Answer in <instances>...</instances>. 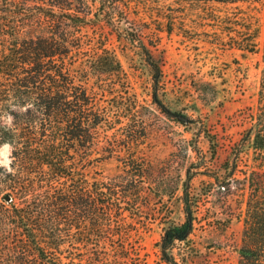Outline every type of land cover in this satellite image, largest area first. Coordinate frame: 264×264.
Instances as JSON below:
<instances>
[{
	"label": "trees",
	"instance_id": "trees-1",
	"mask_svg": "<svg viewBox=\"0 0 264 264\" xmlns=\"http://www.w3.org/2000/svg\"><path fill=\"white\" fill-rule=\"evenodd\" d=\"M76 2L88 7L85 0H0V146L11 145L12 160L11 172L0 167V264H126L136 216L147 207L142 198L153 188L140 147L144 125L119 93L120 61L82 32L87 12ZM100 3L125 17L138 5ZM144 50L153 102L174 115L157 94L160 66ZM98 150L121 163L117 173L90 174ZM246 181L238 264H264V170ZM180 198L185 219L168 225L159 243L168 264L174 243L193 228L189 187Z\"/></svg>",
	"mask_w": 264,
	"mask_h": 264
},
{
	"label": "rangeland",
	"instance_id": "rangeland-1",
	"mask_svg": "<svg viewBox=\"0 0 264 264\" xmlns=\"http://www.w3.org/2000/svg\"><path fill=\"white\" fill-rule=\"evenodd\" d=\"M85 1L84 8L76 2L87 12L82 32L120 61L119 93L144 125L141 153L153 169L126 264H168L159 243L168 225L185 219L184 186L193 228L174 243L170 264H238L246 177L264 170V0H133L129 17ZM144 47L160 66L158 97L174 115L153 102ZM113 95L106 94L108 103ZM97 152L90 174L117 173L121 163Z\"/></svg>",
	"mask_w": 264,
	"mask_h": 264
},
{
	"label": "clouds",
	"instance_id": "clouds-1",
	"mask_svg": "<svg viewBox=\"0 0 264 264\" xmlns=\"http://www.w3.org/2000/svg\"><path fill=\"white\" fill-rule=\"evenodd\" d=\"M11 148L10 145L5 144L0 147V167L5 168L7 171L11 172L12 169L9 167L12 163L10 158Z\"/></svg>",
	"mask_w": 264,
	"mask_h": 264
},
{
	"label": "water",
	"instance_id": "water-1",
	"mask_svg": "<svg viewBox=\"0 0 264 264\" xmlns=\"http://www.w3.org/2000/svg\"><path fill=\"white\" fill-rule=\"evenodd\" d=\"M5 200L8 202L11 200V197L9 195H6Z\"/></svg>",
	"mask_w": 264,
	"mask_h": 264
}]
</instances>
